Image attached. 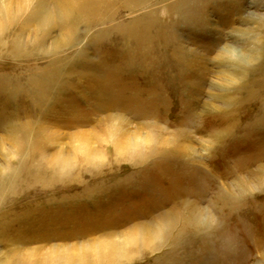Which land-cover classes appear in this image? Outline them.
<instances>
[{
    "label": "rangeland",
    "instance_id": "obj_1",
    "mask_svg": "<svg viewBox=\"0 0 264 264\" xmlns=\"http://www.w3.org/2000/svg\"><path fill=\"white\" fill-rule=\"evenodd\" d=\"M7 1L0 261L173 223L124 264H264V0H92L74 15L67 0ZM118 120L164 138L118 161ZM83 133L106 162L59 178L43 157L78 156Z\"/></svg>",
    "mask_w": 264,
    "mask_h": 264
},
{
    "label": "bare ground",
    "instance_id": "obj_2",
    "mask_svg": "<svg viewBox=\"0 0 264 264\" xmlns=\"http://www.w3.org/2000/svg\"><path fill=\"white\" fill-rule=\"evenodd\" d=\"M19 1V0H17ZM33 1V0H32ZM37 2L40 6H46L47 0H38ZM61 0H59L60 2ZM80 1V2H79ZM67 0L63 4L66 9L64 12L68 14L73 11L75 13L76 9L82 10L88 9L93 6H86V4L91 3L92 0ZM110 1V0H109ZM14 0L7 1V9L13 10L11 7ZM26 2V1H25ZM29 2V1H28ZM100 2V0H99ZM127 2V1H125ZM19 3V2H18ZM22 3V2H21ZM36 3V4H37ZM49 5V2H47ZM51 3V2H50ZM63 3V2H62ZM61 3V4H62ZM102 3V2H101ZM112 3V2H111ZM116 3V2H115ZM2 4V3H1ZM29 4V3H28ZM34 4V3H33ZM46 4V5H45ZM93 4H96L93 2ZM106 4V3H105ZM19 5V4H18ZM21 5V4H20ZM47 5V7H49ZM97 5V4H96ZM30 6V5H29ZM98 6V5H97ZM127 6V5H126ZM24 7V6H23ZM26 7V6H25ZM22 9L25 11V8ZM38 7V6H36ZM118 7V6H117ZM138 7V6H137ZM20 8V7H19ZM50 8V7H49ZM59 8V7H58ZM64 7H61L62 9ZM18 9V8H17ZM36 9V8H35ZM42 9V8H41ZM47 9V8H46ZM52 9V8H50ZM56 9V8H55ZM54 9V10H55ZM115 9V8H114ZM127 9V8H126ZM5 11V9H3ZM7 10V12L9 11ZM39 10V9H38ZM75 10V11H74ZM96 10V9H95ZM2 11V10H1ZM0 11V12H1ZM14 11V10H13ZM16 11V10H15ZM20 11V10H18ZM37 11V10H36ZM44 12V10L42 9ZM46 13L48 10H45ZM50 11V10H49ZM53 11V10H52ZM90 11V10H89ZM102 11V10H101ZM104 11V10H103ZM108 11V10H107ZM3 12V11H2ZM40 12V11H38ZM78 12V11H77ZM93 14V10L90 11ZM14 13V12H13ZM17 13V12H16ZM25 13V12H24ZM72 13V12H71ZM80 13V12H79ZM82 13V11H81ZM85 13V12H84ZM108 13V12H107ZM6 15V11L4 13ZM34 14V13H33ZM45 14V12L43 13ZM61 14V13H60ZM67 14V15H68ZM73 14V13H72ZM77 14V13H76ZM91 14V15H92ZM3 15V13L1 14ZM3 15L2 17L4 18ZM9 15V14H8ZM11 15V14H10ZM9 15V16H10ZM18 15V13H17ZM24 15V14H23ZM20 15V16H23ZM74 15V14H73ZM72 15V17H73ZM16 16V15H14ZM43 16V15H42ZM45 16V15H44ZM47 16V14H46ZM45 16V17H46ZM48 15V18H52ZM53 16V15H52ZM64 16V15H63ZM69 16V15H68ZM86 16V15H85ZM11 17V16H10ZM13 17V16H12ZM11 17V19H12ZM54 17V16H53ZM89 17V16H88ZM6 18V17H5ZM9 18V17H8ZM44 18V17H43ZM156 18V17H155ZM65 19V18H63ZM70 19V17L68 18ZM78 19V18H77ZM87 19V18H86ZM3 20V19H2ZM5 20V19H4ZM49 20V19H48ZM56 20V19H55ZM55 20H52L54 23ZM61 20V19H60ZM74 21V19H72ZM64 21V20H63ZM6 22V21H5ZM5 22H3L5 24ZM8 22V21H7ZM13 22V21H12ZM48 22V21H47ZM52 22H50L52 24ZM79 22V21H78ZM77 22V23H78ZM137 22V21H136ZM150 22V21H149ZM44 23V22H42ZM48 22V25L50 24ZM57 23V22H56ZM67 23V22H66ZM69 23V20H68ZM165 23V22H164ZM2 24V23H1ZM8 24V23H7ZM6 24V25H7ZM80 24V23H79ZM47 25V24H46ZM51 26V25H49ZM55 26V25H54ZM69 26H71L69 24ZM7 27V26H6ZM48 30V27H46ZM57 28V26L55 27ZM70 28V27H69ZM72 28V27H71ZM76 28V27H75ZM2 29V28H1ZM0 29V31H1ZM6 29V28H5ZM73 30V29H72ZM4 30H2L3 32ZM50 31L48 30V33ZM47 33V35H49ZM2 34V33H1ZM69 34V33H68ZM76 35V34H75ZM46 36V35H45ZM44 36V37H45ZM62 36V34H61ZM1 38V37H0ZM49 38V37H48ZM47 38V39H48ZM77 38V37H76ZM131 38V37H130ZM45 39V38H44ZM65 39V38H64ZM68 39V38H67ZM65 39V41L67 40ZM40 40V39H39ZM38 40V41H39ZM58 40V39H56ZM54 41V40H53ZM62 41V40H61ZM58 42V41H57ZM56 42V43H57ZM68 42V41H67ZM66 43V42H65ZM54 47V45H53ZM57 50V47H56ZM249 59V58H248ZM250 61V60H249ZM264 76V75H263ZM236 82V81H235ZM250 83V82H249ZM230 93V92H229ZM216 98V97H215ZM126 120V119H125ZM121 120H118L111 125L110 138L112 142L113 154L115 155L116 160H129L133 158H140L142 155H145L152 151L153 147L157 146L163 140V135H151L143 136V134H138L136 136H131L128 132L121 131ZM15 131V130H14ZM140 131V130H139ZM141 133V132H140ZM18 138V137H17ZM167 139V138H166ZM53 140V139H51ZM54 142V141H53ZM168 142V141H167ZM32 143V142H31ZM92 136L90 134H79L73 139L71 143L74 149L78 152V156H72L71 154L65 153L63 150H57L58 152L54 155H51L50 158H45L43 155V162L51 171L54 172L59 178H65L70 175L77 167H94L102 165L106 162V158H103L101 151H98L92 146ZM3 144V143H2ZM54 145V144H53ZM111 145V144H110ZM192 145V144H191ZM47 147V146H46ZM160 147V146H159ZM191 149V147H190ZM0 150L3 153H7L9 149L0 145ZM36 151V150H35ZM52 151V150H50ZM187 151V150H186ZM39 152V151H37ZM49 152V151H48ZM192 152V151H191ZM194 152V151H193ZM11 153V152H10ZM9 153V154H10ZM35 153V152H34ZM190 153V152H189ZM12 154V153H11ZM10 154V155H11ZM44 154V153H43ZM6 155V154H5ZM48 155V154H47ZM49 156V155H48ZM136 156V157H135ZM13 157V156H12ZM6 158V157H5ZM137 158V159H138ZM134 160V159H133ZM5 168V167H4ZM8 168V167H7ZM1 170V169H0ZM8 175L6 174L0 179H5L6 177L13 176V172L10 168L7 169ZM11 172V173H10ZM3 175V173H2ZM18 179V178H17ZM4 181V180H3ZM12 181V180H10ZM12 184V183H11ZM5 185V184H4ZM3 185V186H4ZM0 189H2L0 187ZM3 190V189H2ZM8 194V192H6ZM1 195V193H0ZM3 198V197H0ZM3 203V202H2ZM1 205V204H0ZM2 206V205H1ZM3 215V214H2ZM189 216V215H188ZM191 217V216H190ZM192 218V217H191ZM189 217L188 220L189 221ZM192 220V219H191ZM169 225V224H168ZM174 225L173 223L170 224ZM147 226V225H146ZM167 225L160 227L159 229H153L151 227H143L138 230H132L131 232L114 234L108 237L102 243H97L95 245H71V246H61L57 245L51 248H33V249H23L19 248L16 250V260L17 264H124L123 261H131L130 258L137 256V252L141 249H153L155 245L162 243L166 233L170 232V228ZM176 227V226H175ZM169 235V234H168ZM158 247V246H157ZM155 249V248H154ZM15 252V251H14ZM4 255V254H3ZM2 257H5V255ZM15 256V255H14ZM13 256V257H14ZM142 257V256H141ZM136 258V257H135ZM5 259V258H4ZM14 260V259H13ZM134 261V260H133ZM12 262V261H11ZM14 263V262H13ZM129 263V262H128ZM131 263V262H130ZM0 264H5L3 261H0ZM12 264V263H11ZM16 264V263H15ZM126 264V263H125Z\"/></svg>",
    "mask_w": 264,
    "mask_h": 264
}]
</instances>
